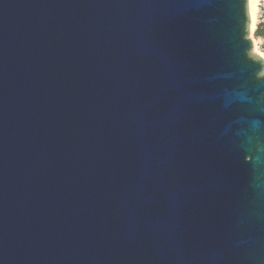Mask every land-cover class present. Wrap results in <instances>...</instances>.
Wrapping results in <instances>:
<instances>
[{
    "label": "water",
    "instance_id": "obj_1",
    "mask_svg": "<svg viewBox=\"0 0 264 264\" xmlns=\"http://www.w3.org/2000/svg\"><path fill=\"white\" fill-rule=\"evenodd\" d=\"M248 0H0V264H264V56Z\"/></svg>",
    "mask_w": 264,
    "mask_h": 264
},
{
    "label": "bare ground",
    "instance_id": "obj_2",
    "mask_svg": "<svg viewBox=\"0 0 264 264\" xmlns=\"http://www.w3.org/2000/svg\"><path fill=\"white\" fill-rule=\"evenodd\" d=\"M258 3L259 0H248V11H249V17H250V31L249 35L251 36L252 32L254 31L255 24H256V16L258 12ZM253 41V52L262 56L261 52L257 50V46L255 43V40L252 39Z\"/></svg>",
    "mask_w": 264,
    "mask_h": 264
},
{
    "label": "rangeland",
    "instance_id": "obj_3",
    "mask_svg": "<svg viewBox=\"0 0 264 264\" xmlns=\"http://www.w3.org/2000/svg\"><path fill=\"white\" fill-rule=\"evenodd\" d=\"M262 22H264V0H259L258 12H257V16H256V24H255L254 31L252 32L250 37H251V39L255 40L257 50L260 51L261 53H263V51H262L263 39L255 36V30L257 28V25L259 23H262Z\"/></svg>",
    "mask_w": 264,
    "mask_h": 264
},
{
    "label": "trees",
    "instance_id": "obj_4",
    "mask_svg": "<svg viewBox=\"0 0 264 264\" xmlns=\"http://www.w3.org/2000/svg\"><path fill=\"white\" fill-rule=\"evenodd\" d=\"M255 36L263 39L262 51L264 53V22L259 23L255 30Z\"/></svg>",
    "mask_w": 264,
    "mask_h": 264
},
{
    "label": "snow or ice",
    "instance_id": "obj_5",
    "mask_svg": "<svg viewBox=\"0 0 264 264\" xmlns=\"http://www.w3.org/2000/svg\"><path fill=\"white\" fill-rule=\"evenodd\" d=\"M261 55L264 56V53H262Z\"/></svg>",
    "mask_w": 264,
    "mask_h": 264
}]
</instances>
